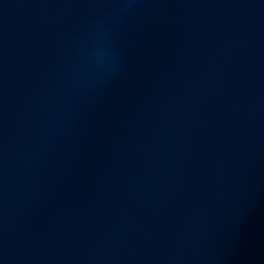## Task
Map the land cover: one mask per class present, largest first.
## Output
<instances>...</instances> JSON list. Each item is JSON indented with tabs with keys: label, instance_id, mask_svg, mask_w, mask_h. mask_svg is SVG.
Instances as JSON below:
<instances>
[{
	"label": "water",
	"instance_id": "1",
	"mask_svg": "<svg viewBox=\"0 0 264 264\" xmlns=\"http://www.w3.org/2000/svg\"><path fill=\"white\" fill-rule=\"evenodd\" d=\"M0 264H264V0H0Z\"/></svg>",
	"mask_w": 264,
	"mask_h": 264
}]
</instances>
